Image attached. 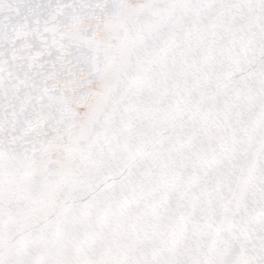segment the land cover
<instances>
[{
  "label": "snow or ice",
  "instance_id": "snow-or-ice-1",
  "mask_svg": "<svg viewBox=\"0 0 264 264\" xmlns=\"http://www.w3.org/2000/svg\"><path fill=\"white\" fill-rule=\"evenodd\" d=\"M0 264H264V0H0Z\"/></svg>",
  "mask_w": 264,
  "mask_h": 264
}]
</instances>
